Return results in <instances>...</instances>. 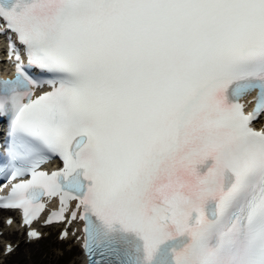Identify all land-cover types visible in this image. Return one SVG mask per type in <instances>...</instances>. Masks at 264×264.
<instances>
[{"label": "snow or ice", "instance_id": "6c2138e0", "mask_svg": "<svg viewBox=\"0 0 264 264\" xmlns=\"http://www.w3.org/2000/svg\"><path fill=\"white\" fill-rule=\"evenodd\" d=\"M0 37V209L58 199L87 264H264V0H0Z\"/></svg>", "mask_w": 264, "mask_h": 264}, {"label": "rangeland", "instance_id": "374dc122", "mask_svg": "<svg viewBox=\"0 0 264 264\" xmlns=\"http://www.w3.org/2000/svg\"><path fill=\"white\" fill-rule=\"evenodd\" d=\"M56 232L57 230L50 229L37 242L19 244L14 252L0 257V264H70L78 259L80 250L77 245L72 241L60 242ZM19 235L23 237V234ZM1 253L2 245L0 255Z\"/></svg>", "mask_w": 264, "mask_h": 264}, {"label": "bare ground", "instance_id": "6f19581e", "mask_svg": "<svg viewBox=\"0 0 264 264\" xmlns=\"http://www.w3.org/2000/svg\"><path fill=\"white\" fill-rule=\"evenodd\" d=\"M1 212H3V211H0V213H1ZM3 221H4V219L1 218V219H0V225H2V226H3ZM54 227H55L54 225H53V226H50V227H47V228H45V231H46L47 229H51V228H54ZM5 229H6V232H5V233L3 234V236L0 238V244L2 245V251H3V244H4L6 241H9L10 239H12L13 242H17V241L19 240V244H23V245L26 244L24 235H23V238H21V237L19 236V232L16 231V230L14 229L13 226L6 227ZM37 241H38V240L33 241V242H37ZM13 242H12V243H13ZM33 242H32V243H33ZM30 243H31V242H30ZM33 254H34V253H33ZM0 257H4L3 254H1ZM70 264H82V256H81V253H79V258L76 259L75 261L71 262Z\"/></svg>", "mask_w": 264, "mask_h": 264}]
</instances>
